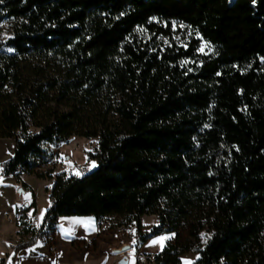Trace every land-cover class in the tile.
<instances>
[{"label": "trees", "instance_id": "trees-1", "mask_svg": "<svg viewBox=\"0 0 264 264\" xmlns=\"http://www.w3.org/2000/svg\"><path fill=\"white\" fill-rule=\"evenodd\" d=\"M5 22L0 181L54 180L39 235L116 217L138 248L174 235L148 264H264V0H2ZM72 137L98 167L38 172Z\"/></svg>", "mask_w": 264, "mask_h": 264}, {"label": "crops", "instance_id": "crops-1", "mask_svg": "<svg viewBox=\"0 0 264 264\" xmlns=\"http://www.w3.org/2000/svg\"><path fill=\"white\" fill-rule=\"evenodd\" d=\"M8 140L11 139H0V144L1 148L8 147L3 152L12 158L16 144ZM68 161L71 160L68 158ZM25 176L20 180L8 177L0 181V200H10L6 208L0 203V264H120L123 259L128 264H139V257L156 255L174 238L173 234L159 236L138 248L132 235V232H137L135 228L125 227V231L119 232L121 227H114L119 220L109 217L105 221L113 225L111 230H107L103 228V222L93 216L61 218L53 232L39 235L50 207L44 209L46 213L41 220L40 213L44 210L38 203V190L28 183ZM30 176L44 180L36 175ZM19 188L23 189L20 194L30 191L31 197L18 195L16 190ZM20 207L25 208L23 218L8 223L7 216L14 214ZM141 221L144 232L158 224L156 216H144ZM36 238L34 245L17 249ZM123 245H131L132 248L123 254L113 253V249ZM50 248H53L52 253L49 252ZM198 259V254H185L182 256V264H194Z\"/></svg>", "mask_w": 264, "mask_h": 264}, {"label": "rangeland", "instance_id": "rangeland-1", "mask_svg": "<svg viewBox=\"0 0 264 264\" xmlns=\"http://www.w3.org/2000/svg\"><path fill=\"white\" fill-rule=\"evenodd\" d=\"M11 35V23L5 22L0 24V43L4 42L9 36ZM12 141L15 145V142L11 139L7 142ZM98 144L97 139H86L82 137H72L68 144L62 145L60 148H56L51 146L53 155H54V161H55V168L54 175L59 173L62 168L65 165L75 166V165H84L88 173L94 171L98 167V163L95 159H93L89 153L93 152ZM0 144V166L10 159V156H6L3 152V149L7 151L8 147L1 148ZM68 158L71 161H68ZM81 176V175H80ZM28 180V183L31 186H35V189H37V195H38V203L41 209H45L46 207H50L52 204V198H51V189L53 182L50 179H44V180H38L35 177H32L30 175L25 176ZM2 181V180H1ZM22 188H19L16 190L18 195H21L22 197L30 198L31 192L27 191L26 194H20ZM23 190V189H22ZM25 192V191H23ZM10 202L9 199H2L0 200L1 204H4L3 208H6V205H8ZM44 210V215H45ZM110 222V221H109ZM119 221H117L118 223ZM117 223L114 225L116 226ZM104 224V223H103ZM111 225H113L112 222H110ZM111 230V228H108L107 230ZM119 232H122V230H119ZM148 262V260H147ZM149 263V262H148Z\"/></svg>", "mask_w": 264, "mask_h": 264}, {"label": "built area", "instance_id": "built-area-1", "mask_svg": "<svg viewBox=\"0 0 264 264\" xmlns=\"http://www.w3.org/2000/svg\"><path fill=\"white\" fill-rule=\"evenodd\" d=\"M55 164H56L55 161L50 162L49 164H44L38 168V172L45 173L48 170H52L55 168ZM60 172L66 174L67 176H75V175H85L88 173V170L84 165H75V166L65 165ZM24 214H25V208L20 207L14 214L7 216V221H8V223H13L15 221H18L21 218H23ZM103 223H104L103 224L104 229H108V228L112 227V225L110 224L109 221H105ZM124 228L125 227H121L120 230L125 231ZM132 235L134 236L135 240L137 241L139 238L138 231L132 232ZM49 252L52 253L53 248H50ZM138 263L139 264H148L147 259L144 257H139Z\"/></svg>", "mask_w": 264, "mask_h": 264}, {"label": "water", "instance_id": "water-1", "mask_svg": "<svg viewBox=\"0 0 264 264\" xmlns=\"http://www.w3.org/2000/svg\"><path fill=\"white\" fill-rule=\"evenodd\" d=\"M131 248H132L131 245H123L120 248L113 249V253H115V254H123V253L127 252L128 250H130ZM120 264H128V261L123 259V260L120 261Z\"/></svg>", "mask_w": 264, "mask_h": 264}, {"label": "snow or ice", "instance_id": "snow-or-ice-1", "mask_svg": "<svg viewBox=\"0 0 264 264\" xmlns=\"http://www.w3.org/2000/svg\"><path fill=\"white\" fill-rule=\"evenodd\" d=\"M0 2H2V0H0ZM30 215H31V213H30ZM43 217H44V212H41V213H40V219L43 220ZM38 226H39V225H38Z\"/></svg>", "mask_w": 264, "mask_h": 264}]
</instances>
